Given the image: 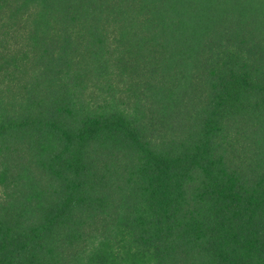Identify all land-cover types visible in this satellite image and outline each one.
Here are the masks:
<instances>
[{
  "label": "trees",
  "instance_id": "16d2710c",
  "mask_svg": "<svg viewBox=\"0 0 264 264\" xmlns=\"http://www.w3.org/2000/svg\"><path fill=\"white\" fill-rule=\"evenodd\" d=\"M0 264H264V0H0Z\"/></svg>",
  "mask_w": 264,
  "mask_h": 264
}]
</instances>
